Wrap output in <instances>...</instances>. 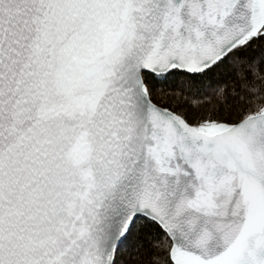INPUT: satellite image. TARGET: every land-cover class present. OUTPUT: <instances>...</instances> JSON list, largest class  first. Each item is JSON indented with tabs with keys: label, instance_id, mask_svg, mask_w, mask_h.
I'll use <instances>...</instances> for the list:
<instances>
[{
	"label": "snow or ice",
	"instance_id": "obj_1",
	"mask_svg": "<svg viewBox=\"0 0 264 264\" xmlns=\"http://www.w3.org/2000/svg\"><path fill=\"white\" fill-rule=\"evenodd\" d=\"M0 264H264V0H0Z\"/></svg>",
	"mask_w": 264,
	"mask_h": 264
}]
</instances>
